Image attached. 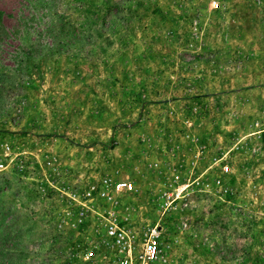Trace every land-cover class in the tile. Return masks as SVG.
<instances>
[{
	"label": "rangeland",
	"instance_id": "1",
	"mask_svg": "<svg viewBox=\"0 0 264 264\" xmlns=\"http://www.w3.org/2000/svg\"><path fill=\"white\" fill-rule=\"evenodd\" d=\"M111 218L264 264V0H0V263L115 264Z\"/></svg>",
	"mask_w": 264,
	"mask_h": 264
},
{
	"label": "built area",
	"instance_id": "2",
	"mask_svg": "<svg viewBox=\"0 0 264 264\" xmlns=\"http://www.w3.org/2000/svg\"><path fill=\"white\" fill-rule=\"evenodd\" d=\"M227 169V167H225ZM107 184V180H106ZM115 191L133 188L130 181H116L112 183ZM105 235L107 242L116 249L118 254L115 264H147L157 258L160 247V230L158 227H149L144 231L140 248L137 250L135 238L116 218H111L105 224Z\"/></svg>",
	"mask_w": 264,
	"mask_h": 264
},
{
	"label": "trees",
	"instance_id": "3",
	"mask_svg": "<svg viewBox=\"0 0 264 264\" xmlns=\"http://www.w3.org/2000/svg\"><path fill=\"white\" fill-rule=\"evenodd\" d=\"M1 239H2V237L0 238V240H1ZM1 252H2V251H1ZM3 261H4V260L2 259L0 264H6V263H4Z\"/></svg>",
	"mask_w": 264,
	"mask_h": 264
}]
</instances>
